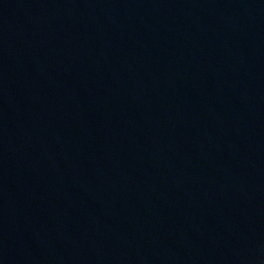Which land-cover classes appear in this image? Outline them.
<instances>
[{"label": "water", "instance_id": "1", "mask_svg": "<svg viewBox=\"0 0 264 264\" xmlns=\"http://www.w3.org/2000/svg\"><path fill=\"white\" fill-rule=\"evenodd\" d=\"M0 264H264V0H0Z\"/></svg>", "mask_w": 264, "mask_h": 264}]
</instances>
